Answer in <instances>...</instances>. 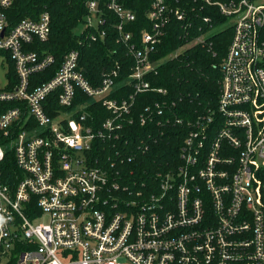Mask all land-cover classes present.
<instances>
[{"label":"built area","instance_id":"obj_1","mask_svg":"<svg viewBox=\"0 0 264 264\" xmlns=\"http://www.w3.org/2000/svg\"><path fill=\"white\" fill-rule=\"evenodd\" d=\"M15 1L0 0V55L16 75L14 85L5 78L0 87V132L13 137L23 177L13 191L0 182V264L18 245L17 264H264V0H202L233 29L220 65L217 107L186 123L177 168L157 174L152 184L121 176L115 164L128 146L114 142L136 121L183 125L164 101L136 117L131 111L139 94H166L146 77L179 51L154 60L151 55L171 19L190 26L183 6L188 1L174 6L150 0L151 27L136 45L125 30L135 13L121 0H85L78 35L103 40V13L109 11L118 20V41L134 59L126 81L132 90L121 98L111 97L118 65L92 87L77 50L64 56L49 80L34 82L31 77L54 62L29 49L47 41L50 15L44 11L9 28L5 11ZM78 94L101 102L108 116L99 125L86 103L76 104ZM98 142L111 151L107 167L89 163L87 154ZM3 157L0 146V163Z\"/></svg>","mask_w":264,"mask_h":264},{"label":"trees","instance_id":"obj_2","mask_svg":"<svg viewBox=\"0 0 264 264\" xmlns=\"http://www.w3.org/2000/svg\"><path fill=\"white\" fill-rule=\"evenodd\" d=\"M167 1L170 5H177L176 0ZM187 1L183 6L190 18V26L185 28V22L171 19L167 25L166 35L157 52L151 55V59L164 58L175 51H179V54L177 57L162 60L156 75L146 77L153 87L166 90V94L156 92L139 94L135 97L131 111V117H136L145 106L164 101L173 105L171 109L174 117L181 118L183 125L170 124L158 128L152 124L140 126L138 121L133 125H126L120 133L119 141L114 142L118 147L128 146L123 162L118 161L115 164V168L119 169L121 176L126 179L152 184L157 174L170 169L175 170L180 161V147L189 131L186 123L198 114L213 111L217 107L221 80L220 65L231 41L233 29L228 25L202 40L201 36L204 37L213 29L222 27L228 20L216 7L209 6L202 0ZM121 2L124 7L135 13V20L127 24L125 30L132 34L131 41L138 45L140 32L151 27L146 18L150 0ZM44 11L50 15L49 37L45 42H34L29 49L40 55H52L54 62L43 72L33 75L31 79L36 83L49 80L55 75L64 56L71 50H77L80 68L83 69L84 76L92 87H98L103 73L118 65L119 76L115 79L117 91L111 97L128 96L132 89L126 81L134 65V59L127 47L118 41V20L115 15L104 11L105 23L102 29L106 33L105 38L87 42L84 36L78 35L76 31L87 14L85 0H16L5 11L8 27H13L23 19L37 20L39 14ZM200 38L201 41H196ZM7 60L10 66L6 78L14 85L16 83L14 67L8 57ZM79 102L88 105L87 109L92 113V120L96 126L108 116L100 101L79 95L76 104ZM51 106H55L53 100ZM12 138L0 132V146L4 150V157L0 163V182L8 185L13 191L23 174L15 162L10 144ZM110 152L107 144L98 142L87 154L89 163L107 167L106 161H111L108 159ZM129 156H132L131 160H128ZM108 171L113 173L111 169ZM137 189L138 185L132 187L133 191ZM19 249H21L19 245L15 246L6 264H17L16 254Z\"/></svg>","mask_w":264,"mask_h":264},{"label":"rangeland","instance_id":"obj_3","mask_svg":"<svg viewBox=\"0 0 264 264\" xmlns=\"http://www.w3.org/2000/svg\"><path fill=\"white\" fill-rule=\"evenodd\" d=\"M228 22H229V20H228ZM228 25H229V23L223 25L220 28L213 29L211 32L206 34L203 38L206 39L209 35L214 34V33L218 32L219 30H222L223 28L227 27ZM80 30H81V26H79L76 29V31H78V32ZM0 56H2V55H0ZM9 66H10V64L8 63V60L4 56L0 57V87L4 86V82H5V78H6L5 73L9 70ZM45 221H46L45 218L43 220H40V222H45ZM35 223H37V222H35Z\"/></svg>","mask_w":264,"mask_h":264},{"label":"clouds","instance_id":"obj_4","mask_svg":"<svg viewBox=\"0 0 264 264\" xmlns=\"http://www.w3.org/2000/svg\"><path fill=\"white\" fill-rule=\"evenodd\" d=\"M2 223H3L2 218H0V224H2Z\"/></svg>","mask_w":264,"mask_h":264}]
</instances>
